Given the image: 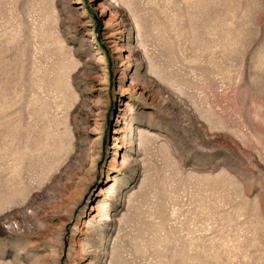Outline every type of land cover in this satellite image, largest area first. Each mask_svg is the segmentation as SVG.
I'll use <instances>...</instances> for the list:
<instances>
[{
	"label": "rangeland",
	"instance_id": "1",
	"mask_svg": "<svg viewBox=\"0 0 264 264\" xmlns=\"http://www.w3.org/2000/svg\"><path fill=\"white\" fill-rule=\"evenodd\" d=\"M0 264H264V0H0Z\"/></svg>",
	"mask_w": 264,
	"mask_h": 264
}]
</instances>
